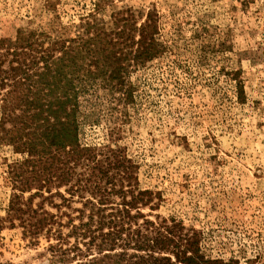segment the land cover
<instances>
[{"label": "rangeland", "instance_id": "374dc122", "mask_svg": "<svg viewBox=\"0 0 264 264\" xmlns=\"http://www.w3.org/2000/svg\"><path fill=\"white\" fill-rule=\"evenodd\" d=\"M96 6L106 25L154 12L165 51L128 67L126 101L102 88L82 99L80 142L119 148L151 193L143 213L195 232L206 258L264 264V0H0V40L27 28L72 38ZM15 159L0 147V264H50L43 238L3 220Z\"/></svg>", "mask_w": 264, "mask_h": 264}, {"label": "trees", "instance_id": "16d2710c", "mask_svg": "<svg viewBox=\"0 0 264 264\" xmlns=\"http://www.w3.org/2000/svg\"><path fill=\"white\" fill-rule=\"evenodd\" d=\"M99 11L72 38L27 28L0 40V147L19 157L4 166V222L32 244L43 238L50 264H227L180 222L143 213L151 193L119 148L80 142L82 99L102 88L126 101L128 67L165 51L154 12L137 27L131 12L106 25Z\"/></svg>", "mask_w": 264, "mask_h": 264}]
</instances>
